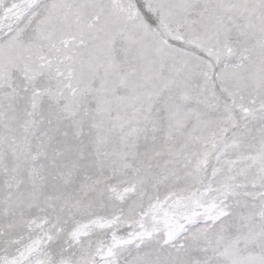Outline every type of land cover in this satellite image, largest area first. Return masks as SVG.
Listing matches in <instances>:
<instances>
[{
  "label": "rangeland",
  "instance_id": "1",
  "mask_svg": "<svg viewBox=\"0 0 264 264\" xmlns=\"http://www.w3.org/2000/svg\"><path fill=\"white\" fill-rule=\"evenodd\" d=\"M0 264H264V0H0Z\"/></svg>",
  "mask_w": 264,
  "mask_h": 264
}]
</instances>
